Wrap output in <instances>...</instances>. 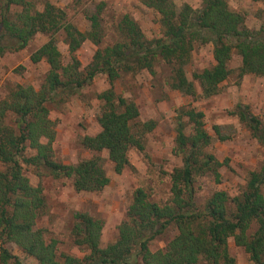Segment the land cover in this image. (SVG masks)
<instances>
[{
	"label": "trees",
	"instance_id": "trees-1",
	"mask_svg": "<svg viewBox=\"0 0 264 264\" xmlns=\"http://www.w3.org/2000/svg\"><path fill=\"white\" fill-rule=\"evenodd\" d=\"M200 1L201 7L193 10L188 5L177 9L173 0H142L157 14L161 37L147 40L138 24L124 15L117 25L120 39L101 48L106 36L100 18L103 5L86 14L89 28L81 32L66 22L64 13L50 0H0V55L23 50L38 34L51 36L30 57L33 64L44 61L48 65L40 89L16 85L0 100V264H23L10 252L9 244L19 247L36 264H198L201 260L205 264H236L228 252L230 238L253 264H264V162L249 174L241 196L230 198L217 191L198 210L194 176L211 173L220 183L218 168L226 161L220 163L205 153L212 137L204 128L203 113L193 109L182 113L192 125V134L185 135L182 125L177 130L176 154L183 159L182 167L171 174L170 204L151 203L142 188L136 189L126 220L118 228L117 241L105 248L100 247L103 223L76 214L72 233L75 244L86 251L83 259L59 257L55 244H47L42 231L34 229L45 200L41 187L32 186L25 177L23 167L45 170L56 179H72L77 193L101 192L110 182L99 157L75 165L52 160L55 130L47 106L55 99L77 94L99 74L107 77L109 88L97 95L104 102L97 119L100 131L84 137L82 145L93 153L106 152L113 172L120 175L129 166V149L142 150L139 139L155 128L149 121L134 130L133 123L139 118L137 105L114 91L123 74L152 73L155 60L160 58L172 68L171 88L194 98L196 87L186 78L184 66L196 44L211 43L213 65L193 74L203 98L218 94L230 73L233 51L241 58V76H264V37L250 32L243 17L231 11L226 0ZM15 8L20 11L13 12ZM60 31L65 34L70 57L66 65L53 38ZM86 42L97 49L83 72L76 52ZM232 114L264 147V123L241 106ZM214 131L219 141L227 140L217 127ZM230 204L234 211L228 215ZM171 225L177 235L165 249L151 252L149 243Z\"/></svg>",
	"mask_w": 264,
	"mask_h": 264
},
{
	"label": "rangeland",
	"instance_id": "rangeland-1",
	"mask_svg": "<svg viewBox=\"0 0 264 264\" xmlns=\"http://www.w3.org/2000/svg\"><path fill=\"white\" fill-rule=\"evenodd\" d=\"M177 9L183 5L193 10L201 7L200 0H173ZM50 3L65 15L67 23L85 32L89 25L86 14L95 13L98 5H103L102 26L106 36L102 45H111L120 39L117 25L124 15L130 16L140 27L147 40L161 37L157 14L142 4V0H50ZM228 8L240 14L245 27L252 33L264 37V0H226ZM40 9V7H38ZM15 8L13 12H19ZM51 36L36 35L21 51L0 55V100L16 85L31 86L38 91L44 83L48 65L41 61L33 64L30 57ZM63 63H69L67 44L63 31L53 36ZM97 47L86 42L77 52L76 58L81 71L91 62ZM213 45L196 44L190 52V59L184 66L185 76L196 87V96H185L171 88L172 68L160 58L154 62L152 73L145 70L135 74H123L115 82L117 95L132 100L138 107L139 118L133 123L138 131L146 122L153 121L155 128L139 139L142 150L132 147L128 151L129 166L120 175L113 172L106 152L93 153L85 149L82 140L94 136L100 128L97 119L104 109V102L97 95L109 88L107 77L97 75L91 83L71 96L62 95L48 104L49 118L54 123L55 138L52 143V160L63 165H75L96 156L101 159L110 182L101 192L77 193L72 179L54 178L45 170L36 171L23 167V174L32 186H40L45 200V209L35 221L34 229L42 231L47 244L54 243L56 254L83 259L86 251L74 242L73 226L75 215L85 214L103 223L100 247L105 248L118 239V228L126 220L136 189L142 188L151 203L164 206L170 204L171 174L182 167L181 155L176 154V139L179 125L185 135L193 132L192 125L182 115L188 110L202 112L204 128L212 137L206 154L226 165L218 168L221 182L216 183L211 173L196 174L193 190L194 203L202 210L207 200L217 191L227 193L230 198L241 196L246 189L249 174L258 170L264 162V147L252 138L250 131L233 115L237 106L248 111L264 123V76L240 75L241 58L233 51L228 64L230 70L226 80L219 86L215 96L203 98L193 74L213 65ZM219 129L226 141L221 142L215 135ZM27 154H31L28 151ZM264 196V184L261 187ZM228 215L234 211L228 205ZM255 225L252 227V233ZM177 235L171 225L163 235L149 243L151 252L163 250ZM10 252L23 264H36L19 247L7 245ZM229 255L236 264H253L245 251L228 240ZM198 264H205L200 261Z\"/></svg>",
	"mask_w": 264,
	"mask_h": 264
}]
</instances>
